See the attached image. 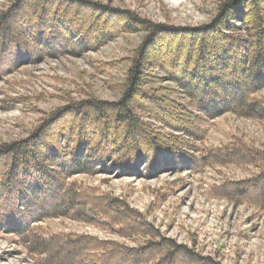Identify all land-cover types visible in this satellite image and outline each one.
<instances>
[{
  "label": "rangeland",
  "instance_id": "obj_1",
  "mask_svg": "<svg viewBox=\"0 0 264 264\" xmlns=\"http://www.w3.org/2000/svg\"><path fill=\"white\" fill-rule=\"evenodd\" d=\"M223 1L46 0L51 6L65 4L64 8L80 29L93 30L91 35H99L110 23L113 27L111 37L99 44L91 43V47L79 54L41 56L36 61L25 60L15 66L0 65V148L28 140L49 117L55 115L50 129L46 128L41 147L38 146L41 149L47 140L53 141L55 132L63 130V124L79 123V104L91 100L106 103L108 112L104 123L116 128L119 135H126L127 131L115 121L114 111L108 105L119 102L123 97L132 62L152 36L147 24L175 29L201 27L215 19L218 5ZM11 3L12 0H0V14L7 11ZM34 5L40 6V1L23 0L20 10L28 14V9ZM18 24L19 20L15 26L19 27ZM158 36V39L163 38L161 42L172 43L169 35ZM185 52L181 50L179 58ZM148 62L150 66L153 64ZM150 66L147 65L142 72L147 83L140 87L141 93L162 97L164 102L168 101L174 107H186L187 100L179 87ZM255 98L264 100V88ZM137 99L152 106L147 99L145 103L141 98ZM188 110L192 114L187 116H195L188 119H193L190 124L195 127L196 139L163 127L134 108L147 129L161 134L163 139L177 141L171 147L174 156L188 160L190 167L193 164L198 167L200 160L206 165L196 170L188 167L160 169L153 175L141 166L140 174L136 176L109 170L107 173L78 174L65 179L67 183L92 189L94 196L118 200L122 203L121 208H127L129 220L142 226L145 224L156 236L151 233L124 236L119 233L117 223L110 225L102 218H96L98 223L83 222L68 216L40 220L35 224L39 228L37 236L47 239L67 235L74 238L71 243L78 237L84 242L116 243L123 249L134 251L149 242L164 240L186 248L206 264H264V213L253 204L235 202L222 196L226 194L224 186L227 184L253 180L264 172V159L256 164L250 163L251 154L260 152L264 158V120L240 118L232 113L207 120ZM133 137L137 144L145 145L138 135ZM237 147L246 151L244 161L241 160L244 155L240 153L237 159ZM221 149H226V156L234 150L231 159L235 162L213 160L207 165V161L214 159L207 153ZM248 192L252 198L261 196L264 179L257 180ZM61 201L56 197L45 207L58 205ZM29 239L27 236L21 239L15 232L0 229V264H97L98 256L103 254L101 251H89L80 255L79 249L72 248L71 243L69 246L64 243L47 246L40 239L32 244L29 242L32 238ZM38 245H46L48 258L41 250L33 251L32 248ZM93 254H96L95 259L87 261L86 256ZM143 260L137 264H145ZM131 263V257L119 255H114L110 262ZM172 264H190V261L179 256Z\"/></svg>",
  "mask_w": 264,
  "mask_h": 264
},
{
  "label": "trees",
  "instance_id": "obj_2",
  "mask_svg": "<svg viewBox=\"0 0 264 264\" xmlns=\"http://www.w3.org/2000/svg\"><path fill=\"white\" fill-rule=\"evenodd\" d=\"M12 1L9 9L0 14V65L15 66L25 60L36 61L41 56L79 54L91 47V43L99 44L111 37L113 27L110 23L99 35H91L93 30L89 28L80 29L64 8L65 4L51 6L46 0H39L40 6L34 5L28 9V14H24L20 10L23 0ZM17 20L19 27L15 26ZM147 25L152 36L146 38L148 43L132 62L123 97L119 102L108 105L114 111L115 121L124 126L126 135H119L116 128L104 123L107 104L91 100L79 104V123L63 124V130L55 132L53 141L47 140L41 149L46 128L54 123L55 115L49 117L47 123H43L28 140L0 148L1 230L15 232L21 239L26 236L32 238L29 239L31 244L40 239L47 246L60 243L69 246L73 237L40 238L36 234L39 228L35 225L45 218L68 216L83 222L98 223L96 218H102L110 225L117 223L119 233L124 236L134 233L150 235L151 231L145 224L142 226L127 218L130 214L125 206L121 208L122 203L118 200L94 196L92 189L67 183L65 179L78 174L107 173L109 170L136 176L140 174L141 166L153 175L160 169L188 167L196 170L206 165L200 160L198 167L196 164L190 167L188 160L174 156L171 147L177 141L163 139L161 134L147 129L134 108L163 127L193 139L198 137L193 132L195 127L190 124L195 116H187L192 114L188 108L207 120L225 113L264 120V100L255 98L264 88V0H224L218 5L215 19L201 27L175 29L151 23ZM161 34L169 35L172 43L161 42L163 38H157ZM181 50L186 54L179 58ZM148 60L153 62L151 66ZM147 65L158 69L168 81L179 87L187 100L186 107H174L170 102H164L162 97L141 93L140 87L147 83L142 73ZM137 97L144 103L145 99L149 100L152 106L142 104ZM188 117H192L191 120ZM135 135L145 143L143 147L137 144ZM237 149V159L240 153L244 155L241 158L244 161L246 151L242 147ZM233 152L226 156V149L212 150L207 156L214 159L207 161V165L213 160L233 163ZM251 157L250 163L253 164L264 159L260 152L251 154ZM263 179L264 172L253 180L227 184L224 189L228 192L225 190L226 194L222 196L235 202L253 204L264 213V193L257 198L248 194V189ZM56 197L62 200L58 205L45 207ZM171 243L164 240L149 242L134 251L123 249L116 243L94 244L76 237L70 246L79 249L80 255L101 251L103 254L98 256L97 264H110L114 255L131 257V264L143 259L145 264H172L179 256L189 260L190 264L207 263L186 248ZM45 247L38 245L32 249L41 250L48 258L49 251ZM86 257L92 262L96 254Z\"/></svg>",
  "mask_w": 264,
  "mask_h": 264
}]
</instances>
